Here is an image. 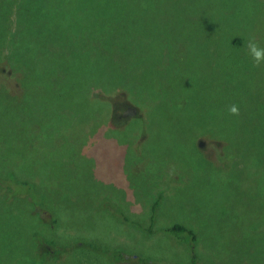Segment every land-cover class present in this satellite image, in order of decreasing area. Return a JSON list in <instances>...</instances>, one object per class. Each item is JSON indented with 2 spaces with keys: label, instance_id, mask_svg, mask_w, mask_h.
<instances>
[{
  "label": "rangeland",
  "instance_id": "rangeland-1",
  "mask_svg": "<svg viewBox=\"0 0 264 264\" xmlns=\"http://www.w3.org/2000/svg\"><path fill=\"white\" fill-rule=\"evenodd\" d=\"M253 37L264 47V0H0V264H35L52 239L83 244L38 264H188L174 223L196 233V264H264ZM78 100L98 117L79 123ZM64 102L67 119L29 118ZM37 122L75 143L38 145Z\"/></svg>",
  "mask_w": 264,
  "mask_h": 264
},
{
  "label": "trees",
  "instance_id": "trees-1",
  "mask_svg": "<svg viewBox=\"0 0 264 264\" xmlns=\"http://www.w3.org/2000/svg\"><path fill=\"white\" fill-rule=\"evenodd\" d=\"M243 39H244L243 37H236V38L233 39L232 42L235 45H237V46H241V45H243ZM23 60H25V59H23ZM21 72L23 73L21 81H22V84L25 86V83H27V80H25V78H27V67L23 65V68H22ZM123 77H124V75L121 76V78H123ZM125 78L127 79L126 75H125ZM117 86H119V85H116L115 87H117ZM24 90L27 92L29 89L25 88ZM81 90L82 89H76V90H72V92L76 93V92H79ZM106 91H109V90L100 88V92H106ZM125 92H127V93L130 92V88H129L128 84H127ZM30 94H31V92H29L27 94L25 93V98L27 97V99H28ZM98 94L99 93H97V95ZM87 97L89 99H91V95L90 96L87 95ZM93 101H94L96 109H98L100 112H102V101L106 102V100L93 99ZM75 105H76V109L81 107L79 112L77 114H75V116H77V118L79 119V123L81 121H83V123H84L88 119L87 117H85V115H89L91 117V119L98 117V115H95L93 112L87 110L88 107H90L91 110H92V106H89L90 104H83L80 100H78V101H76ZM32 106H33V104H30V107H31L30 110H32V113H33L34 109L32 108ZM69 110H70V104L64 102V104L58 106L55 109H51L50 108L48 116L41 115V113L36 110V112H38L39 115L38 116H29V118L34 119V118L44 117V118H47V119L50 118V119H52L51 121H53V120L57 119L58 116H60V117H62V119H67V113H68ZM15 118H17V117H15ZM9 123L13 124L12 122H9ZM89 123L92 124V122H89ZM42 124L43 123L37 122L36 125H33V126L30 127L31 128V130H30L31 131V135L34 136V138L36 139L38 145H43V144L49 143V140L51 138H54V139H55V137L59 138L66 131V129L64 130V129H61V128H55V130L50 131L47 134H44L43 131L39 130V127H38L39 125H42ZM103 124H106V121H104L101 117L96 119L94 121L93 125L90 126L91 131L95 130L96 128H98L100 125H103ZM117 128H119V127H116V128L108 127L106 129V131H105L106 132L105 135L108 136V137L111 136V135H109V133H113V132L112 131L108 132L110 129L114 130L118 134L121 133L124 130V129H117ZM127 131L128 130H126V135H127ZM66 133H67V138H65V139L63 138L64 141L68 140L71 144H74L75 141H76V138L73 136L72 129H68L66 131ZM112 135L117 136L116 134H112ZM62 137H63V135H62ZM71 141H74V143H72ZM85 141H86V139H84V141L82 143H84ZM16 175L17 174L14 171H11V172L8 173V176L10 178H12V179L17 178ZM158 203H159V201L156 202V204H158ZM168 230H170V231L174 232L175 234H177L178 237L180 238V240L187 246L188 253H189V257H188L189 263L188 264H196V258H194L195 257L196 238H197L196 233L193 230H191L190 228H187V227L181 225V223H174L172 226H170V228ZM43 242L47 243L45 241H43ZM82 244H76L74 246L69 245V246L64 247L62 245L58 246L57 242L54 239L48 241V246L44 245L42 242H40V243L37 244L38 247L36 248L37 257L38 258H36L35 261L33 260L32 263L38 264L39 260L42 261V262H46V263H48L47 260H50V262L56 263L59 259H61L63 256H65L68 252H71V251L75 250L79 246H82ZM113 255H114V251H113ZM119 256L124 258L123 254H120L117 257H119ZM129 260H130V258H129Z\"/></svg>",
  "mask_w": 264,
  "mask_h": 264
},
{
  "label": "clouds",
  "instance_id": "clouds-1",
  "mask_svg": "<svg viewBox=\"0 0 264 264\" xmlns=\"http://www.w3.org/2000/svg\"><path fill=\"white\" fill-rule=\"evenodd\" d=\"M246 49L248 55L252 58L255 67L259 68L264 66V47H261L255 40V38H250L246 42ZM228 111L233 116H239V107L235 104L230 105Z\"/></svg>",
  "mask_w": 264,
  "mask_h": 264
},
{
  "label": "flooded vegetation",
  "instance_id": "flooded-vegetation-1",
  "mask_svg": "<svg viewBox=\"0 0 264 264\" xmlns=\"http://www.w3.org/2000/svg\"><path fill=\"white\" fill-rule=\"evenodd\" d=\"M124 113H125L126 115H127L128 113L135 114V113H134V110H133L132 108H129V107H128V109L125 110ZM114 124H117V123H114Z\"/></svg>",
  "mask_w": 264,
  "mask_h": 264
}]
</instances>
